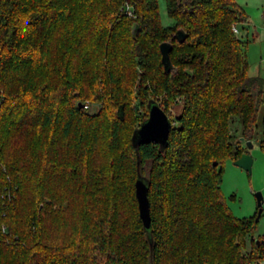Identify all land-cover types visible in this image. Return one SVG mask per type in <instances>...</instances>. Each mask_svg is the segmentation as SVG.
I'll return each mask as SVG.
<instances>
[{"label":"trees","instance_id":"trees-1","mask_svg":"<svg viewBox=\"0 0 264 264\" xmlns=\"http://www.w3.org/2000/svg\"><path fill=\"white\" fill-rule=\"evenodd\" d=\"M164 1L167 27L158 0H0V264L264 261L256 214L235 217L220 187L224 159L247 151L234 117L264 151V79L232 31L246 16L235 0ZM151 102L171 121L163 150L133 144Z\"/></svg>","mask_w":264,"mask_h":264},{"label":"rangeland","instance_id":"rangeland-1","mask_svg":"<svg viewBox=\"0 0 264 264\" xmlns=\"http://www.w3.org/2000/svg\"><path fill=\"white\" fill-rule=\"evenodd\" d=\"M235 2L246 16L245 20L237 22L235 26L238 30L237 36L245 44L249 64L248 73L264 79V0H235ZM158 8L162 25L165 27L171 26L173 20L166 13L164 0H158ZM98 108L99 104L92 102L87 110L94 113ZM180 108L181 102L170 111L172 117L180 112ZM260 112L257 132L260 130L262 109ZM145 114L146 112L142 106L138 107L135 114L133 111H128L126 125L133 128L145 117ZM233 119L234 122L231 125L234 136L233 141L240 142V122L237 117ZM240 143L243 145L242 142ZM247 151L253 160L251 172L248 173L235 165L230 157H226L223 163L220 187L227 206L237 218H251L256 214L258 209L256 193H260L262 196V212L253 235V239L260 240L264 236V151L260 148L258 139L253 141V147ZM249 248L248 244L246 251Z\"/></svg>","mask_w":264,"mask_h":264},{"label":"water","instance_id":"water-1","mask_svg":"<svg viewBox=\"0 0 264 264\" xmlns=\"http://www.w3.org/2000/svg\"><path fill=\"white\" fill-rule=\"evenodd\" d=\"M173 38L179 43L184 42L187 38V33L182 29L178 28L173 34ZM172 44L170 42H163L160 44L161 63L165 73H168L172 69L170 60V51ZM80 107H83L80 104ZM171 128V121L167 114L159 107L155 102H151L148 105V117L142 122L139 127L134 131L132 140L134 146L139 143H146L155 141L159 144L161 150H163L167 144L168 134ZM239 141L243 143L246 150L253 147V141L244 140L243 137L239 138ZM253 160L248 154V151L243 152L240 157L234 160V164L241 167L248 173L251 172ZM213 165H216L214 162ZM148 185L142 178H137L135 182V195L138 202V210L140 218L142 219L143 225L146 229L150 227V214H149V202L147 198ZM257 213L255 220L257 221L261 215L262 208V196L260 193H256ZM258 242V241H257ZM264 248V238L261 240Z\"/></svg>","mask_w":264,"mask_h":264},{"label":"built area","instance_id":"built-area-1","mask_svg":"<svg viewBox=\"0 0 264 264\" xmlns=\"http://www.w3.org/2000/svg\"><path fill=\"white\" fill-rule=\"evenodd\" d=\"M127 14H128V15H132V13H131L130 11H128ZM232 31L237 35L238 30H237V28H236L235 25L232 27ZM84 107H85V108H88V107H89V103H86V104L84 105ZM259 264H264V261H261Z\"/></svg>","mask_w":264,"mask_h":264}]
</instances>
